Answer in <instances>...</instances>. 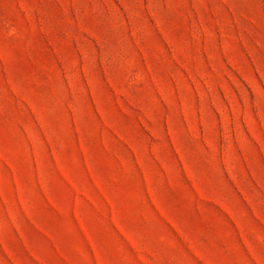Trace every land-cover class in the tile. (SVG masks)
<instances>
[{
	"label": "rangeland",
	"instance_id": "1",
	"mask_svg": "<svg viewBox=\"0 0 264 264\" xmlns=\"http://www.w3.org/2000/svg\"><path fill=\"white\" fill-rule=\"evenodd\" d=\"M0 264H264V0H0Z\"/></svg>",
	"mask_w": 264,
	"mask_h": 264
}]
</instances>
